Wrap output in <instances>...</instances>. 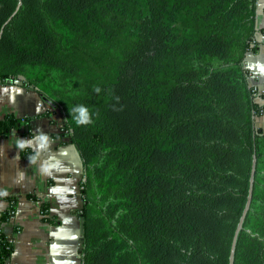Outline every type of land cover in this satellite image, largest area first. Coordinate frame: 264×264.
Masks as SVG:
<instances>
[{"label":"trees","instance_id":"1","mask_svg":"<svg viewBox=\"0 0 264 264\" xmlns=\"http://www.w3.org/2000/svg\"><path fill=\"white\" fill-rule=\"evenodd\" d=\"M257 11L258 0H0V83L55 103L84 162V264H230L254 154L234 264H264V104L245 66ZM80 105L91 123L75 122ZM32 120L7 114L0 134H30ZM13 252L0 232V264Z\"/></svg>","mask_w":264,"mask_h":264},{"label":"crops","instance_id":"2","mask_svg":"<svg viewBox=\"0 0 264 264\" xmlns=\"http://www.w3.org/2000/svg\"><path fill=\"white\" fill-rule=\"evenodd\" d=\"M257 29V50L247 54L245 66L250 84L260 91L257 101L264 104V0H258ZM46 111L51 114L41 116ZM10 113L33 117L30 134H0V212L12 199L16 203L14 216L0 225L14 245L10 263L84 264L78 193L82 172L74 145L62 134L61 112L33 89L0 83V119ZM24 147L36 156L25 158Z\"/></svg>","mask_w":264,"mask_h":264},{"label":"water","instance_id":"3","mask_svg":"<svg viewBox=\"0 0 264 264\" xmlns=\"http://www.w3.org/2000/svg\"><path fill=\"white\" fill-rule=\"evenodd\" d=\"M16 84L18 85H24V82L22 80H17ZM43 98L45 101H47V103H49L51 106L56 107L55 103H53L48 97L43 95ZM74 145V144H73ZM74 148L76 150V153L80 159V166H81V176L82 178L84 177V162L81 158V155L77 149V147L74 145ZM256 165H257V155L254 154V159H253V168H252V174H251V178H250V189H249V195H248V200L247 203L245 205L243 214L240 218V221L238 223L237 229L235 231V235L233 238V243H232V248H231V254H230V264H234L235 261V250H236V244H237V240H238V235L243 227L245 218L247 216L248 210L251 206V202H252V198H253V187H254V175H255V170H256ZM78 193H79V197L81 199V209H83L84 207V201H83V196H82V189H81V185H79V189H78ZM85 240V220L84 217L81 216V229H80V243H81V252L83 250V243Z\"/></svg>","mask_w":264,"mask_h":264},{"label":"clouds","instance_id":"4","mask_svg":"<svg viewBox=\"0 0 264 264\" xmlns=\"http://www.w3.org/2000/svg\"><path fill=\"white\" fill-rule=\"evenodd\" d=\"M96 91H99V89H96ZM70 111L74 114L75 122L78 125H86L92 122L89 114V109L84 105L72 108Z\"/></svg>","mask_w":264,"mask_h":264},{"label":"built area","instance_id":"5","mask_svg":"<svg viewBox=\"0 0 264 264\" xmlns=\"http://www.w3.org/2000/svg\"><path fill=\"white\" fill-rule=\"evenodd\" d=\"M257 94H258V95L260 94V91H259V90H258V93H257ZM81 188H82V187H81ZM12 214H13V216H14V214H15V213H14V212H12ZM13 216H12V217H13Z\"/></svg>","mask_w":264,"mask_h":264},{"label":"rangeland","instance_id":"6","mask_svg":"<svg viewBox=\"0 0 264 264\" xmlns=\"http://www.w3.org/2000/svg\"><path fill=\"white\" fill-rule=\"evenodd\" d=\"M56 108V107H55Z\"/></svg>","mask_w":264,"mask_h":264}]
</instances>
